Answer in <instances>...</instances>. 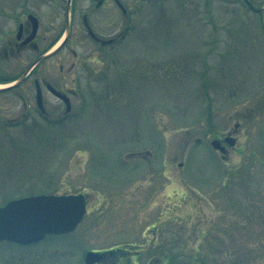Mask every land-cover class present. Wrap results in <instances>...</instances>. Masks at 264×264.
I'll list each match as a JSON object with an SVG mask.
<instances>
[{
  "label": "rangeland",
  "instance_id": "374dc122",
  "mask_svg": "<svg viewBox=\"0 0 264 264\" xmlns=\"http://www.w3.org/2000/svg\"><path fill=\"white\" fill-rule=\"evenodd\" d=\"M120 2L126 12L72 0L68 39L38 68L74 91L68 114L46 90L48 115L36 113L32 78L23 100L0 99L21 120L0 134V205L87 198L74 231L0 241V264H84L87 249L112 246L137 251V264H264V0ZM66 6L0 0V72L20 75L36 58L4 52L27 14L43 50L64 33ZM226 135L236 142L223 157L211 140Z\"/></svg>",
  "mask_w": 264,
  "mask_h": 264
},
{
  "label": "water",
  "instance_id": "95a60500",
  "mask_svg": "<svg viewBox=\"0 0 264 264\" xmlns=\"http://www.w3.org/2000/svg\"><path fill=\"white\" fill-rule=\"evenodd\" d=\"M72 0H67L66 29L63 37L47 52L41 54L10 84L0 86V90H7L23 81L32 69L43 59L56 53L65 43L70 32V6ZM28 19L33 26L34 34L38 26L37 18L28 14ZM22 26V24H20ZM49 90L66 103V110L70 109L69 98L51 84ZM37 104L42 107V94L37 82ZM224 140L234 146L235 138L225 136ZM214 148L226 153L225 146L219 139H213ZM86 212V198L82 193L77 194H34L13 198L0 206V240L18 243H31L43 238L47 234H61L75 229ZM102 253L88 252L85 257L86 264L99 261Z\"/></svg>",
  "mask_w": 264,
  "mask_h": 264
},
{
  "label": "flooded vegetation",
  "instance_id": "af4514ba",
  "mask_svg": "<svg viewBox=\"0 0 264 264\" xmlns=\"http://www.w3.org/2000/svg\"><path fill=\"white\" fill-rule=\"evenodd\" d=\"M93 1H94V6H99V5L103 4L102 3L103 0H93ZM113 2L116 3V5L121 10L123 9L124 12L127 11L123 8L120 0H113ZM84 20H86V16H84ZM86 25L88 26L87 22H86ZM17 27L18 28H17V32L15 34V37L8 40V44L10 45V49H8V50L5 49V51H4L5 56H11V54H14L15 51H19L21 49L22 50L23 49H31L36 54V58H37L45 49H47L48 47H50L52 45L49 43L48 44L49 46L47 45L43 50L40 49V45L38 42L39 23H38V26H36V30L30 39H29V37H30L31 33L33 32V26H30V24L27 22V25H25L23 23V26H17ZM90 35L100 44L114 43L118 40V38L116 36L102 39L101 37H98L94 32L90 33ZM0 43H1L0 44L1 46L8 47V46L4 45V43L1 40H0ZM56 54H54V55H56ZM54 55H52L50 57H53ZM50 57L44 59L38 65H36L34 67V69L31 71V73L28 75V77H26L17 86H15L11 89H8V90H0V99L5 98L10 92H13V94L15 96H17L21 100H23L22 95L20 93H18L20 91V87L22 85L26 84L30 78H32L33 84H34V90H35V103H36L35 112L37 113V82L39 83V86L41 89L43 106H44V99H45V90L49 92V90L47 89V84H52L49 81V79L47 78V76L44 75V73L42 74V73L38 72V68L46 60H48ZM73 68H74V65L72 63L68 67V72L71 73ZM60 69L63 70L62 64H60ZM18 76L19 75H16V76L14 75V76H11V78H10L5 73V71L3 70L2 72H0V83L7 82L8 80L16 78ZM52 85L55 86L54 84H52ZM66 89H67L66 91H63V90H61V91L63 93H65L67 96H69V99H70V95L73 94L74 91L72 89H68V88H66ZM49 93H51V92H49ZM53 96H55V95H53ZM56 98H58V97H56ZM58 99L60 101H62L60 98H58ZM62 102L64 103V101H62ZM24 104L26 105L25 101H24ZM64 106H65V104H64ZM6 110H7V106L5 104H0V134L1 135H3V133L1 131L5 130V128H7L11 125L16 126V125L21 123L19 116L9 118L7 113L5 112ZM38 112L40 114H42V116H44L45 118L48 115V111L44 110V108H42V109L38 108ZM22 114L24 115V112ZM88 250L101 251L102 252V258L98 262L93 263V264H137V261L133 260V255H138L137 251H132L130 253L129 251H127L128 249L126 250V248H120L118 246H112L110 248H104V249L95 248V249H88ZM127 254H129L130 256ZM131 255H132V257H131ZM145 264H157V263H155V261L152 258H149Z\"/></svg>",
  "mask_w": 264,
  "mask_h": 264
},
{
  "label": "bare ground",
  "instance_id": "6f19581e",
  "mask_svg": "<svg viewBox=\"0 0 264 264\" xmlns=\"http://www.w3.org/2000/svg\"><path fill=\"white\" fill-rule=\"evenodd\" d=\"M0 86H2V85H0Z\"/></svg>",
  "mask_w": 264,
  "mask_h": 264
}]
</instances>
